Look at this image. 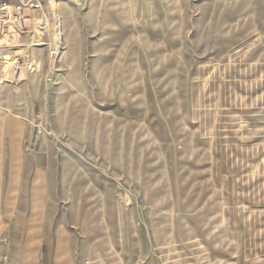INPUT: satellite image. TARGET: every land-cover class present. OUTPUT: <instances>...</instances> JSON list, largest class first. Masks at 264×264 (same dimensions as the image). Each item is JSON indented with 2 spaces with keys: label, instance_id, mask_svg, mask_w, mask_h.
I'll use <instances>...</instances> for the list:
<instances>
[{
  "label": "rangeland",
  "instance_id": "374dc122",
  "mask_svg": "<svg viewBox=\"0 0 264 264\" xmlns=\"http://www.w3.org/2000/svg\"><path fill=\"white\" fill-rule=\"evenodd\" d=\"M55 7L58 70L33 30L0 83V259L264 264V0Z\"/></svg>",
  "mask_w": 264,
  "mask_h": 264
},
{
  "label": "built area",
  "instance_id": "2783aa9c",
  "mask_svg": "<svg viewBox=\"0 0 264 264\" xmlns=\"http://www.w3.org/2000/svg\"><path fill=\"white\" fill-rule=\"evenodd\" d=\"M60 1L67 0H4L0 3V83L4 80L9 82L20 80L23 74H32L36 72L37 66L31 54H26L28 46L19 44V40L13 36H19L20 33H30L33 30H38L40 38H36L32 42V47H37L40 42H43V48L47 51V62L49 65V74L57 71L58 62L64 51V46L61 39H53L52 42L44 41L50 29V13L53 12V5ZM38 12L35 18L34 13ZM40 31V32H39ZM46 31V34L42 32ZM13 40L9 43V38ZM38 37V36H37ZM40 41H37L39 40ZM38 44L37 46H35ZM15 48V49H13ZM10 50H13L10 52ZM4 52L13 53L9 60L4 59ZM4 62L7 65L1 69ZM51 81V78H48ZM91 261H86V264H91ZM0 264H5V260L0 259Z\"/></svg>",
  "mask_w": 264,
  "mask_h": 264
},
{
  "label": "bare ground",
  "instance_id": "6f19581e",
  "mask_svg": "<svg viewBox=\"0 0 264 264\" xmlns=\"http://www.w3.org/2000/svg\"><path fill=\"white\" fill-rule=\"evenodd\" d=\"M53 11L55 12V14H56V7H55V5H53ZM38 31V30H37ZM40 32V31H39ZM43 33H46V31H44V32H42V34ZM40 34V33H39ZM38 35V34H37ZM40 36L38 35V38H39ZM58 37V36H57ZM40 44L43 46L44 44L43 43H41L40 42ZM38 44H36L35 46H37ZM40 46V45H39ZM4 57V59H6V60H9L10 59V56H9V53L8 52H4V55H3Z\"/></svg>",
  "mask_w": 264,
  "mask_h": 264
},
{
  "label": "crops",
  "instance_id": "0c3cea01",
  "mask_svg": "<svg viewBox=\"0 0 264 264\" xmlns=\"http://www.w3.org/2000/svg\"><path fill=\"white\" fill-rule=\"evenodd\" d=\"M28 159H29V158H25V157L23 158V157H22V160H20V161L18 160V161L21 162V163H26V162H28ZM23 168H25V167L23 166ZM21 173H22V172H21ZM33 173H34V174H39L40 171H34ZM40 186H41V185H40ZM40 186H39V184H38V187H40Z\"/></svg>",
  "mask_w": 264,
  "mask_h": 264
}]
</instances>
